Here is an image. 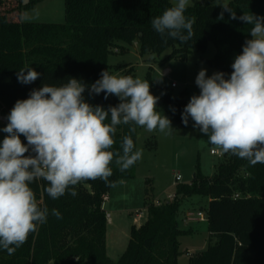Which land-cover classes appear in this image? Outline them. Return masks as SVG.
I'll return each instance as SVG.
<instances>
[{
    "label": "trees",
    "instance_id": "16d2710c",
    "mask_svg": "<svg viewBox=\"0 0 264 264\" xmlns=\"http://www.w3.org/2000/svg\"><path fill=\"white\" fill-rule=\"evenodd\" d=\"M11 1L0 0V115L8 116L17 100L28 98L32 89L45 83L59 85L75 77L90 85L102 70L111 74L108 57L119 41L138 43L142 56L161 55L173 48L169 58L179 55L182 59L193 50L205 52L213 42L216 54L208 63L230 74L235 56L251 38L252 25L231 19L226 11L219 19L222 7L211 0L187 7L185 15L194 21L193 36L184 43L162 38L151 26L152 18L170 7L172 0H65L64 23L21 21V12L41 0H15L17 10L4 7ZM227 6L237 17L251 12L264 16V0H231ZM28 67L41 75L32 84H21L17 73ZM133 74V68L125 73ZM84 95L87 102L105 108L120 102L116 96L105 99L103 93L89 96L86 91ZM161 102L170 106L176 120H182L185 100L165 93ZM132 126H117L114 150H120L125 135L132 136L137 149L138 127L130 133ZM148 147L155 149V142ZM221 157L214 175L197 171L189 184H177L174 200L163 204L147 200V220L132 226L128 246L118 260L107 254L108 216L103 208L114 187L100 179L85 180L75 186V197L66 192L52 200L44 191L47 183L36 181L31 187L40 206L49 209L47 222L13 254L0 249V264H178L179 238L189 232L180 229L177 214L181 198L195 194L209 198L210 236L206 250L191 257L189 264H264V164L250 166L231 153ZM110 167L113 175L109 180L120 182L135 177L137 162L123 172L114 161ZM53 208L62 219L51 214Z\"/></svg>",
    "mask_w": 264,
    "mask_h": 264
},
{
    "label": "clouds",
    "instance_id": "9594fccd",
    "mask_svg": "<svg viewBox=\"0 0 264 264\" xmlns=\"http://www.w3.org/2000/svg\"><path fill=\"white\" fill-rule=\"evenodd\" d=\"M218 5L219 19L226 11L231 19L252 25L251 38L235 56L230 74L209 76L204 68L198 72L199 94L190 97L181 119L187 126L191 118L193 127L222 153L250 166L264 164V16L251 12L237 17L227 4ZM188 6L189 0H174L152 18V28L162 38L187 42L194 23L185 15ZM40 75L32 67L21 68L17 80L32 84ZM86 91L89 96L103 93L105 99L116 96L120 102L107 108L93 105L85 99ZM159 99L148 80L105 69L90 85L69 77L59 85L45 83L32 89L28 98L17 100L6 126L0 128L5 134L0 140V249L13 254L47 222L49 209L38 203L34 182L45 181L44 191L52 200L66 192L75 197V186L85 180L100 179L110 187L122 183L109 180L110 165L114 161L121 172L126 171L142 159L143 150L136 149L131 135H125L120 150H114L117 126L133 125L130 133L141 127L171 134V120L157 110ZM51 214L63 218L55 208Z\"/></svg>",
    "mask_w": 264,
    "mask_h": 264
},
{
    "label": "rangeland",
    "instance_id": "374dc122",
    "mask_svg": "<svg viewBox=\"0 0 264 264\" xmlns=\"http://www.w3.org/2000/svg\"><path fill=\"white\" fill-rule=\"evenodd\" d=\"M29 0H23L26 3ZM202 0H189V6ZM231 0H211L212 4H228ZM18 1H11L6 8L17 10ZM174 0H172V3ZM20 20L35 23H64L65 0H41L33 8L25 9L20 14ZM173 48L167 49L161 55L140 53L138 44L119 41L112 47L108 57L111 74L125 75L133 68L134 78L148 80L153 95L161 97L169 93L172 98L183 99L186 103L192 95L199 94L195 84L198 72L207 69V75L221 72L211 66L207 60L214 58L216 47L211 42L205 52L193 50L186 59L179 55L170 57ZM121 66L117 68V66ZM169 73H165L166 70ZM175 84L173 87L172 84ZM157 110L171 120V134L159 130L148 132L138 127L137 149H142V159L137 162L136 174L133 179L122 180L112 188L103 202L108 213L107 254L118 260L125 252L131 237L133 224L138 227L147 220L146 201L163 204L175 198L177 184H189L194 173L200 171L204 176H212L217 172L222 161L220 151L211 145L207 137L199 129L193 127V121L185 126L182 120L174 118L171 108L166 103H158ZM7 115H0V128L6 126ZM5 134L0 132V140ZM26 143V139L21 136ZM155 142L156 148L148 147ZM180 175L181 179L176 180ZM150 180L148 184L147 181ZM150 195L147 196V190ZM209 198L203 195L182 197L177 219L179 227L189 233L179 238L180 255L178 264H189L191 257L206 250L209 243V227L207 220ZM205 216L200 219L198 213ZM141 214L142 218L134 223V216ZM112 221V222H111Z\"/></svg>",
    "mask_w": 264,
    "mask_h": 264
},
{
    "label": "built area",
    "instance_id": "2783aa9c",
    "mask_svg": "<svg viewBox=\"0 0 264 264\" xmlns=\"http://www.w3.org/2000/svg\"><path fill=\"white\" fill-rule=\"evenodd\" d=\"M165 73H169V70L167 69ZM172 86L174 87L175 84L173 83ZM212 153L219 154L220 156L223 155V153H222L221 151H215V152L212 151ZM180 179H181V176L178 175V176L176 177V180L179 181ZM238 196H239V194H235V197H238ZM106 198H107V196L105 197V199H106ZM198 216H199L200 219H204V218H205V216L203 215L202 212H199V213H198ZM140 218H142V215H141V214H137V215L135 216V221L138 222V220H139Z\"/></svg>",
    "mask_w": 264,
    "mask_h": 264
},
{
    "label": "crops",
    "instance_id": "0c3cea01",
    "mask_svg": "<svg viewBox=\"0 0 264 264\" xmlns=\"http://www.w3.org/2000/svg\"><path fill=\"white\" fill-rule=\"evenodd\" d=\"M134 44H138V43H134ZM103 208H104V206H103ZM106 211V210H105ZM107 213V212H106ZM107 216H108V213H107ZM112 222V221H111ZM133 222L134 223H136V221H135V216H134V219H133ZM133 225H136V224H133ZM141 224H139L138 226H140Z\"/></svg>",
    "mask_w": 264,
    "mask_h": 264
}]
</instances>
